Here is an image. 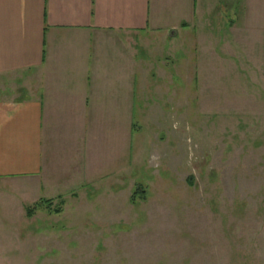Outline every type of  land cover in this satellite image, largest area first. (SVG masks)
I'll return each mask as SVG.
<instances>
[{
    "label": "rangeland",
    "instance_id": "1",
    "mask_svg": "<svg viewBox=\"0 0 264 264\" xmlns=\"http://www.w3.org/2000/svg\"><path fill=\"white\" fill-rule=\"evenodd\" d=\"M223 15L131 34L128 165L19 206L11 264H264V32Z\"/></svg>",
    "mask_w": 264,
    "mask_h": 264
},
{
    "label": "crops",
    "instance_id": "2",
    "mask_svg": "<svg viewBox=\"0 0 264 264\" xmlns=\"http://www.w3.org/2000/svg\"><path fill=\"white\" fill-rule=\"evenodd\" d=\"M249 2L0 0V264L15 260L19 206L75 190L83 175L107 176L124 155L128 165L144 62L131 55V34L217 13L263 37L247 23Z\"/></svg>",
    "mask_w": 264,
    "mask_h": 264
},
{
    "label": "trees",
    "instance_id": "3",
    "mask_svg": "<svg viewBox=\"0 0 264 264\" xmlns=\"http://www.w3.org/2000/svg\"><path fill=\"white\" fill-rule=\"evenodd\" d=\"M46 201H49V200H46ZM43 202H44V199H40V200L34 202L33 204L26 206V215H27L28 217L33 216L34 213H35V211H36L39 207H42V206H43Z\"/></svg>",
    "mask_w": 264,
    "mask_h": 264
}]
</instances>
